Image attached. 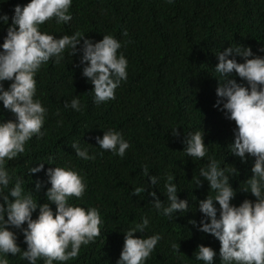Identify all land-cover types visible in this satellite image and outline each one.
Wrapping results in <instances>:
<instances>
[{
	"label": "trees",
	"instance_id": "trees-1",
	"mask_svg": "<svg viewBox=\"0 0 264 264\" xmlns=\"http://www.w3.org/2000/svg\"><path fill=\"white\" fill-rule=\"evenodd\" d=\"M29 2L0 0V15L8 16L7 23L0 19V45L12 24L15 6ZM69 14V22L57 24L51 19L40 26V31L56 38L79 32L93 43L104 35L113 36L121 44L118 56L122 54L128 61L127 79L121 80L115 99L97 104L94 86L83 76L86 65L80 63L82 52L72 56V49L66 48L59 64L55 63L56 57L43 64L34 77L33 97L46 109L43 135H34L25 143L23 153L6 161L12 180L3 189L4 194L8 195L16 179L22 178V195L31 193L34 202L48 203L55 213L56 205L46 197L51 187L47 170L63 167L83 178V197H69L68 204L86 210L97 208L100 235L88 245H81L77 258L53 264H117L124 234L142 224L145 217L148 226L134 236L159 234L161 239L144 264H205L195 258L198 245L211 247L216 252L214 264H221L219 241L199 231L200 221L206 219L199 211V201L216 195L201 176V169H207L210 158L217 161L236 193L232 205L238 207L245 199L254 202L256 198L246 184L252 176L254 158L248 156L244 163L231 153L235 122L226 119L222 104L214 107L219 99L216 89L219 82H224L215 67L217 55L228 47H251L255 56L264 57V51H260L264 48V0H72ZM82 46L83 39L77 48ZM235 59L244 62L240 56ZM230 78L247 86L234 72ZM10 83L4 81V88ZM73 99H79V111L70 106ZM7 120L14 121L15 115L0 102V121ZM175 129L179 137L173 136ZM109 130L121 133L129 143L123 157L96 143L95 138H102ZM197 131L204 135L207 149L202 159L184 151L190 134ZM73 143L95 158L78 157ZM40 164L44 165L41 171L29 173ZM234 168L239 174L233 173ZM169 175L174 177L171 183L177 187L178 199L188 200L187 212H174L170 217L162 215L163 207L169 204L165 188ZM151 176L157 178L154 185ZM198 179L202 187L197 186ZM37 182L41 184L39 189ZM137 187L146 191L134 196ZM245 188L248 193L243 192ZM152 191L162 202L159 211L148 194ZM214 206L219 218V204ZM38 214L39 208L32 218ZM190 220H195L196 226ZM26 227V223L22 225ZM10 230L15 232L21 252L0 253V257L8 259L9 264H30L21 258L27 250L22 231ZM173 244L179 252L173 250ZM36 264L45 261L41 258Z\"/></svg>",
	"mask_w": 264,
	"mask_h": 264
},
{
	"label": "clouds",
	"instance_id": "clouds-1",
	"mask_svg": "<svg viewBox=\"0 0 264 264\" xmlns=\"http://www.w3.org/2000/svg\"><path fill=\"white\" fill-rule=\"evenodd\" d=\"M169 3L172 0H168ZM72 0H30L29 3L14 8L12 24L7 28V35L0 45V102L3 108L15 115V120L0 121V253L16 255L21 252L17 244V236L10 228L20 229L24 236L27 250L22 252V259L30 264H36L43 259L45 264L53 261H68L75 259L80 253L81 245H88L100 235L101 217L97 208L86 210L80 206L68 204L69 197L82 198L85 192L83 178L74 170L63 167L47 170L48 183L51 187L46 192L47 200L56 205L55 213L48 203L38 205L32 194L22 195V178H17L15 186L8 195L3 192L7 188L12 176L6 169V161L15 159L25 151V143L34 135L42 136L41 128L44 124L46 109L39 100H34L36 93L35 75L43 64L50 58L56 57L59 64L62 53L71 48V55L82 52L80 63L83 76L88 77L94 86L95 102L97 104L115 99V90L121 80L127 79L128 61L118 50L121 44L111 35H104L103 39L93 43L92 40L80 36L54 35L42 33L40 26L51 19L57 24L67 23L72 17L69 14ZM5 23L8 16L0 15ZM124 35H127L125 32ZM83 39L81 49L77 48ZM264 51V48L260 49ZM233 58L229 59L228 57ZM235 56L243 58L239 63ZM218 72L223 83L219 82L216 95L219 99L214 107L225 112L226 119L235 122L234 143L231 153L247 162V157L254 158L251 168L252 176L246 180L250 193L256 199H245L238 207L231 204L235 198L233 187L225 171L218 167L214 158H210L207 169H201V176L209 184V189L215 191V197L208 195L199 201V211L206 219L200 221L199 231L211 234L220 243L219 256L221 264H264V57L255 56L251 47H228L218 55ZM251 57V58H250ZM246 81L247 86L239 84L232 73ZM4 81H10L8 88H4ZM65 104V107H68ZM74 110H80L79 99H73L70 105ZM174 137H179L178 129L174 130ZM96 143L106 151H111L123 157L129 143L122 138L121 133L109 130L103 137L97 136ZM185 141H183L184 143ZM76 155L85 160L94 159L87 150L72 144ZM191 157L204 158L207 149L204 135L200 131L190 134L187 147L184 149ZM44 165L30 169L29 173H36ZM234 174H239L234 168ZM147 175V168L144 169ZM173 176H167L165 188L169 204L163 207L156 198L155 191L148 194L154 198V207L159 211L163 207L162 215L171 216L174 212H187L188 200L178 199L177 187L171 183ZM151 184H156L155 176L149 177ZM202 187V181H196ZM41 184L36 183L39 189ZM145 188L137 187L132 195L138 196L145 192ZM243 192L248 193L245 188ZM14 198L11 199L10 198ZM219 204V218L217 208ZM39 208L36 219L33 212ZM5 217H7L5 219ZM210 220V222H208ZM27 224L26 228L22 225ZM145 217L142 224H136L124 234L123 248L117 264H144L150 257L158 241L159 234L148 238H137L134 233H143L148 226ZM190 224L196 226L195 220ZM69 248L71 250H69ZM174 251L179 252L176 244ZM196 260L205 264H214L216 252L211 247L198 245ZM0 264H9L8 259L0 257Z\"/></svg>",
	"mask_w": 264,
	"mask_h": 264
}]
</instances>
